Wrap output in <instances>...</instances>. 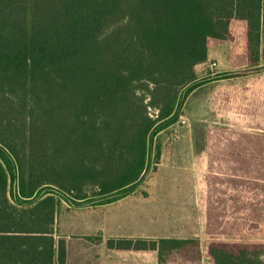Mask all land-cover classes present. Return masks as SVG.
Wrapping results in <instances>:
<instances>
[{
    "label": "trees",
    "instance_id": "1",
    "mask_svg": "<svg viewBox=\"0 0 264 264\" xmlns=\"http://www.w3.org/2000/svg\"><path fill=\"white\" fill-rule=\"evenodd\" d=\"M229 45V68L214 49ZM264 71V0H0V264H65L58 208L133 194L188 96ZM90 241L97 236H85ZM198 258L196 237H111ZM208 264H264V241H211Z\"/></svg>",
    "mask_w": 264,
    "mask_h": 264
},
{
    "label": "rangeland",
    "instance_id": "2",
    "mask_svg": "<svg viewBox=\"0 0 264 264\" xmlns=\"http://www.w3.org/2000/svg\"><path fill=\"white\" fill-rule=\"evenodd\" d=\"M213 51L212 67L228 69L229 45ZM181 115L184 124L155 136L164 157L133 194L103 207L60 204L65 264H99L102 255L104 264H158L154 251L105 250L111 237L199 239L200 257L164 264H208L211 241H264V71L196 88Z\"/></svg>",
    "mask_w": 264,
    "mask_h": 264
},
{
    "label": "crops",
    "instance_id": "3",
    "mask_svg": "<svg viewBox=\"0 0 264 264\" xmlns=\"http://www.w3.org/2000/svg\"><path fill=\"white\" fill-rule=\"evenodd\" d=\"M179 152H181V150L179 151ZM163 157H164V152H162V148H161V156H160V161L163 159ZM161 164V163H160ZM243 165V164H242ZM242 165L241 164H239V165H235V166H233V169L235 170L234 172H243L244 171V167H242ZM159 169V168H158ZM229 172H232L231 170H229ZM120 200H122V199H120ZM120 200H118V201H120ZM117 202V201H116ZM115 203V202H114ZM111 204H113V203H110V204H106V205H100V206H96V207H103V206H107V205H111ZM100 230H102V229H100ZM85 236H90L89 234H85ZM84 236V237H85ZM92 236V235H91ZM120 237H126V236H120ZM140 237V236H139ZM103 248H104V246H103ZM105 250H107V251H111V250H115V249H109V248H107L106 246H105ZM120 251H124V250H120ZM125 251H133V250H125ZM103 256V255H102ZM100 257V259H99V264L101 263V264H104L105 262H106V259H105V261H104V257ZM69 258V253H68V249L66 248V260ZM106 258V257H105Z\"/></svg>",
    "mask_w": 264,
    "mask_h": 264
},
{
    "label": "built area",
    "instance_id": "4",
    "mask_svg": "<svg viewBox=\"0 0 264 264\" xmlns=\"http://www.w3.org/2000/svg\"><path fill=\"white\" fill-rule=\"evenodd\" d=\"M213 65H215V64H213ZM177 122H178V123H182V124H184V123H185V119H184V117H183L182 115H180V116L178 117Z\"/></svg>",
    "mask_w": 264,
    "mask_h": 264
}]
</instances>
